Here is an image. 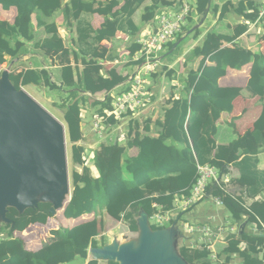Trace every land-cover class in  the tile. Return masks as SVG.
<instances>
[{"label": "crops", "instance_id": "1", "mask_svg": "<svg viewBox=\"0 0 264 264\" xmlns=\"http://www.w3.org/2000/svg\"><path fill=\"white\" fill-rule=\"evenodd\" d=\"M177 1L178 3L175 6L168 7L164 0H61V8L52 16L46 17L39 10L33 14L31 39L27 40L21 35H16L15 38L10 39L12 48L18 50L16 56L6 55L5 62L0 64V79L6 71L9 72L10 77L11 75H22L28 71L37 74L40 77L38 86L34 84L20 85V89L26 91L49 113L48 109H53L62 116L63 122H61L67 129V138L68 128L61 107L71 104L73 99L70 95L72 90L64 88L65 67L72 68L76 85L79 83V78L85 68V62L92 59L100 66L96 73L98 77L108 80L112 79L111 75L115 73L117 77L124 79V82L110 91L104 90L95 95L81 91L79 94V98L83 99L80 104L83 139L77 143V146L82 147L84 152L82 154L83 164L73 163V172L82 174L83 169L87 168L90 176L98 179L100 174L94 161L96 153L102 146L118 144L121 147H126L130 133L133 135L140 133L142 136L163 134L167 139V145L173 143L177 149L182 150L180 142L171 141L172 136L177 132V127L161 129L158 123L164 120L166 110L171 107L169 102L175 99L189 100L190 97L185 94L184 88L190 73L198 70L204 57L209 58L216 53L220 49L216 45L219 38L233 36L238 25L246 26L248 29L245 34L237 39L235 45L264 55V38L261 36L264 18L260 17L261 10L264 9V0L256 1L258 18L255 22L248 21L240 15L242 13L240 3L243 0H211L210 10L207 13L206 9L204 17L199 14L197 0ZM228 1H232L233 9L227 13L225 19L220 20L222 7ZM82 3L92 7L94 12L86 11ZM182 3H186L191 7L192 14L187 18L183 28L186 32L182 37L184 43L181 49L173 58H166L164 55L168 50L167 45L165 52L153 61V65H146L142 47L138 44L137 39L157 32L159 17L163 14L179 12ZM215 7H218L217 14L212 12ZM77 8L82 9L79 17L75 16ZM252 11H244L243 15L252 13ZM17 16L16 7L5 10L0 5V21L14 24ZM108 25L110 32L115 31L114 36L107 35L104 40L98 43L96 32L106 30ZM79 28H81V31L78 32ZM192 30L193 32L189 34ZM197 30L200 31V36L195 38L194 33ZM55 31L62 41L67 55L61 52L52 56L45 52V43L52 39ZM80 34L82 37L89 34L86 42L80 41ZM209 34H212V41L206 42ZM179 35L172 43L177 41ZM176 45L172 52L177 48ZM232 46L233 44L224 45V47ZM198 47L203 49L202 57L195 59L192 53ZM93 53L104 55V58H95ZM251 68L252 64L245 66L242 70L228 69L227 75L219 81L222 88H241L242 92L233 103L234 110L232 114H222L217 124L218 131L215 142L218 146H227L236 139L243 137L246 132L254 131V123L260 116L257 110L262 108L263 101L259 97H252L247 90ZM140 74L145 75V87L152 97V105L137 114L129 111L122 119L109 116L112 108H104L108 98L112 99L113 105L114 99L118 95L130 92L132 78ZM97 119H102V128L100 129L94 128ZM111 120H114L116 125H113ZM138 155V148L128 149L130 158H136ZM256 159L258 161V171L264 172V147L260 149ZM164 164L162 158L155 157L157 170L161 169ZM229 171L231 184L228 186V193L231 196L230 198L235 201H231L230 205L236 211L241 213L237 200H241L246 207L264 201V190L257 196L249 198L246 195V190L235 183L240 178V172L235 165L230 166ZM132 191L136 201L143 200L144 195L141 188L135 187ZM180 197L176 196V199ZM68 204L57 211L46 225H31L22 233L13 232L11 224L8 227L7 223H1L0 241L13 232L15 237L24 240L27 250L35 252L56 240L52 235V231H58L61 228L71 229L94 219H103L105 222L104 231L95 238L98 248L110 245L114 241L125 243L138 239V218L143 210L136 218V225L130 227L128 222L124 220L116 221L109 217L105 210L101 208H98L96 213L85 215L79 219L68 220L64 217V211ZM153 208H156L154 214L157 211H164L162 206L154 205ZM153 216L149 217L151 226L154 223ZM172 219V223L168 224L167 228L177 225L181 230L177 245L193 249H202L203 247L197 246L199 242L198 235H186L183 231L184 228L194 225H210L214 228L223 226V232L218 236L216 243L211 247L206 246L211 252L209 260L215 264H243L242 253L246 249L248 250L246 244L241 243L236 251L225 254L224 249L230 240L233 238L238 239L243 234L259 233L260 231L264 233V223L261 222L260 225L250 223L246 216H243L241 221H237L226 207V204L223 208H217L209 199L197 203L185 213L173 215ZM152 227L156 226L153 225ZM135 228L137 230H134ZM179 239L181 241L178 244ZM92 248L90 247V249ZM90 249L87 260H80L74 264L113 263L95 260L90 254ZM248 251L253 257L264 259V249L259 254L252 252L250 249Z\"/></svg>", "mask_w": 264, "mask_h": 264}, {"label": "trees", "instance_id": "2", "mask_svg": "<svg viewBox=\"0 0 264 264\" xmlns=\"http://www.w3.org/2000/svg\"><path fill=\"white\" fill-rule=\"evenodd\" d=\"M164 1L168 7L178 3L177 0ZM197 1L199 14L204 17L209 0ZM256 1L258 0H243L240 3L242 9L240 15L251 22H255L258 18ZM82 4L86 11L94 12L92 7ZM0 5L5 10L16 7L18 11L14 24L0 21V64H3L6 55L14 57L17 54L18 49L12 48L10 39L15 38L16 35H21L27 40L31 39L33 14L39 10L46 17H50L61 8V0H0ZM232 9L233 3L228 1L222 7L220 20L225 19ZM247 10L253 11L243 15ZM75 11V16L79 17L82 9L77 8ZM212 12L217 14L218 7ZM109 29L108 25L106 30L96 32L98 43L107 35L114 36L115 31L110 32ZM247 29L246 26L238 25L233 36L220 37L216 42L220 49L209 58L204 57L198 70L192 71L186 81L184 92L190 97L189 100L175 99L169 102L171 107L166 110L164 120L159 122L158 126L161 129L177 127V132L172 136L171 141L180 142L183 149H177L173 143L167 145V139L163 134L142 136L140 133L134 135L130 133L126 147L118 144L102 146L94 160L100 174L98 179L92 178L87 168L83 169L82 174L78 172L72 174L73 191L64 211L66 219H79L96 213L98 208H101L116 221L124 220L130 227L136 225V218L141 210L152 217L156 210L153 208L154 205L162 206L164 211H169L175 205L176 196H189L198 165H211L223 175L229 174L226 166L235 165L240 172V178L235 183L246 190L247 197H255L264 190V172L258 171L256 159L260 149L264 147V55L235 45L237 39L245 34ZM79 31L81 28L78 29ZM185 32L183 30L177 41ZM194 36L198 38L200 31H195ZM261 36L264 38V24ZM88 38L89 34L84 37L79 35L81 42H86ZM211 41L212 34H209L206 42ZM176 42L168 44V50L164 55L166 58L176 56L184 43L183 41L172 52ZM225 44H233V46L224 47ZM44 50L52 56L61 52L67 55L56 31L52 39L45 43ZM202 51V47L196 48L192 53L193 58L202 57ZM93 55L95 58H104V55L96 53ZM249 64H252V68L247 90L252 97H259L263 101L261 114L254 123L253 132H246L243 137L227 146H218L215 142L217 124L222 114H232L233 103L242 92L241 88H222L219 81L227 75L228 69L242 70ZM99 69L100 66L93 59L85 62V68L77 85L73 79L72 68L68 66L64 69V88L72 90L70 95L73 102L61 107V110L68 128V140L72 144V162L75 164H83L84 152L82 147L77 146V143L83 139L80 109L83 99L79 98V94L83 91L95 95L104 90L110 91L124 82V79L117 77L115 73H112V79L108 80L98 77L96 73ZM10 80L18 90L20 85L40 84V77L32 71L17 76L11 75ZM104 108H112L111 98H108ZM111 123L116 125L114 120H111ZM133 147L139 150L136 158L128 156V149ZM155 157L162 158L165 163L159 170L155 167ZM135 187L141 188L143 200H135L132 191ZM212 194L214 197H222L224 205L226 204L237 221H241L243 216H246L250 223L258 225L264 223V201L246 207L241 200L236 199L240 205L241 213H239L230 205L234 200L230 198L229 193L217 188ZM51 207L50 203H40L37 208L27 209L23 213L10 208L7 217L14 224L13 232L22 233L35 224L46 225L49 219L53 218L49 212ZM104 229L103 219H94L71 229L61 228L52 231L55 241L35 252L27 250L24 240L15 237L12 232L0 241V264H65L77 259L85 261L90 247H98L95 238ZM241 243H245L248 250L259 254L264 249V233L260 231L243 234L238 239L233 238L224 249V253L236 251ZM248 250L242 253L243 264H264V259L253 257ZM178 251L188 264H215L209 260L211 252L207 247L193 249L182 246Z\"/></svg>", "mask_w": 264, "mask_h": 264}, {"label": "water", "instance_id": "3", "mask_svg": "<svg viewBox=\"0 0 264 264\" xmlns=\"http://www.w3.org/2000/svg\"><path fill=\"white\" fill-rule=\"evenodd\" d=\"M210 5L211 0L207 13ZM66 143L65 125L26 91L16 89L9 72H4L0 79V225L14 228L7 217L10 208L23 213L50 203L49 212L55 215L70 202ZM138 226L137 240L114 241L90 249V254L97 261L116 264H188L177 248L181 232L177 225L153 230L143 211Z\"/></svg>", "mask_w": 264, "mask_h": 264}, {"label": "built area", "instance_id": "4", "mask_svg": "<svg viewBox=\"0 0 264 264\" xmlns=\"http://www.w3.org/2000/svg\"><path fill=\"white\" fill-rule=\"evenodd\" d=\"M180 11L175 14H163L159 17L157 32L142 36L137 39L138 44L142 47V53L146 59V65H153L158 56L162 55L167 45L174 41L176 36L181 34L186 24L187 18L192 14L191 7L186 4H180ZM260 17L264 18V9L261 10ZM131 90L128 93L120 94L114 99L112 110L109 116L116 119H122L129 111L137 114L152 105V97L145 87V75H138L132 78ZM262 108L257 110L261 114ZM102 119H97L94 123L95 129H100ZM230 166H226L229 170ZM229 174L223 175L218 169L211 165H198L197 174L193 181V187L189 196H181L176 199L173 209L169 211H157L153 220L158 228H164L172 223V216L187 212L197 203L206 199L211 200L217 208L225 207L221 196L214 197L215 189L220 188L223 192L228 193V186L231 184ZM186 235L197 234L199 247H211L223 232V226L214 228L210 225H194L183 229ZM246 246V245H245Z\"/></svg>", "mask_w": 264, "mask_h": 264}, {"label": "rangeland", "instance_id": "5", "mask_svg": "<svg viewBox=\"0 0 264 264\" xmlns=\"http://www.w3.org/2000/svg\"><path fill=\"white\" fill-rule=\"evenodd\" d=\"M49 111H50V113L55 117V118H57L58 120H60V121H62L63 122V119H62V116L59 114V113H57V112H55L53 109H48ZM71 143L69 142V140H68V138H67V143H66V147H67V153H68V171H69V177H70V189H71V191L73 190V186H72V173H73V162H72V158H71ZM51 219V218H50ZM50 221V220H49ZM184 223V222H183ZM50 224H51V222H50ZM51 227V226H50ZM166 227H168V225L166 226ZM3 230V229H2ZM121 240H122V237H121ZM180 241H181V239H179L178 240V244L180 243ZM178 247L177 248H179L180 247V245H177ZM80 261V259H77V260H75V261H73V262H71V263H69V264H74L75 262H79Z\"/></svg>", "mask_w": 264, "mask_h": 264}, {"label": "clouds", "instance_id": "6", "mask_svg": "<svg viewBox=\"0 0 264 264\" xmlns=\"http://www.w3.org/2000/svg\"><path fill=\"white\" fill-rule=\"evenodd\" d=\"M71 196H72V191H71ZM153 226V225H152ZM158 228V227H157ZM165 228H167V227H164V228H159V229H165Z\"/></svg>", "mask_w": 264, "mask_h": 264}]
</instances>
